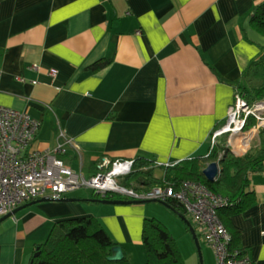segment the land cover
I'll return each instance as SVG.
<instances>
[{"label": "crops", "instance_id": "0c3cea01", "mask_svg": "<svg viewBox=\"0 0 264 264\" xmlns=\"http://www.w3.org/2000/svg\"><path fill=\"white\" fill-rule=\"evenodd\" d=\"M262 2L0 0V103L41 120L30 150H52L78 172L105 170L107 157L135 158L149 160L153 175L163 177L167 166L157 161L210 153L238 83L250 88L246 72L264 45L245 22L253 16L254 25ZM102 59L109 61L94 67ZM263 134L264 127L257 145ZM223 137L234 152L236 138ZM223 153L216 159L222 169ZM251 187L257 200L231 219L253 264H264V163ZM42 196L0 221V264H29L58 220L85 216L100 217L129 257L145 254L144 224L160 208L104 201L88 186L65 199L35 200Z\"/></svg>", "mask_w": 264, "mask_h": 264}, {"label": "built area", "instance_id": "2783aa9c", "mask_svg": "<svg viewBox=\"0 0 264 264\" xmlns=\"http://www.w3.org/2000/svg\"><path fill=\"white\" fill-rule=\"evenodd\" d=\"M252 115L257 122L248 126ZM40 126L41 120L30 111L0 103V216L25 200L42 195L59 198L81 186L92 187L99 196L117 193L131 199L174 201L183 205L198 233L214 247L218 264H253L244 249L232 248V233L219 213L221 207L231 205L230 199L204 181H165L149 187L124 184L119 177L134 170L135 158L107 157L105 170L87 176L52 150H30ZM263 127L264 98L251 102L242 90H237L227 120L213 131V144L221 142L224 135L233 136L239 139L237 145L230 143L234 152L244 153ZM157 162L166 166L176 163Z\"/></svg>", "mask_w": 264, "mask_h": 264}, {"label": "trees", "instance_id": "16d2710c", "mask_svg": "<svg viewBox=\"0 0 264 264\" xmlns=\"http://www.w3.org/2000/svg\"><path fill=\"white\" fill-rule=\"evenodd\" d=\"M253 21L254 26L264 33V2L256 6ZM108 61L102 59L94 67L99 68ZM253 62L254 65L245 76L250 88L243 87L241 83L236 87V91L242 90L251 102L264 98V77L261 80L257 78L259 71L264 75V53ZM256 122L257 119L252 115L248 126ZM262 137L264 141V134ZM222 153L223 169L216 179H212L206 175L204 168L210 161L219 159ZM147 163L149 160L136 159L135 165L143 166L141 169L134 167L121 182L134 185L132 182L136 180V185L143 187V182L153 185L165 181L181 184L185 179L204 181L214 191L230 199L231 205L221 207L219 213L232 233V248L244 249L241 230L234 225L231 216L247 209L257 200V193L251 187L252 173L264 163V143L252 145L243 154H236L227 147L223 137L221 142L212 146L209 154L193 156L168 165L163 177L154 176L152 169L145 165ZM111 195L109 193L101 197H113ZM117 195L123 197L121 194ZM117 195L114 194L116 197ZM171 203L185 212L182 204L174 201ZM143 237L148 259L140 264H188L178 240L159 218L146 219ZM118 243V239L98 216L61 219L54 224L47 239L37 245L36 252L39 253L34 254L29 264H134L127 254L122 258H111L113 247Z\"/></svg>", "mask_w": 264, "mask_h": 264}, {"label": "rangeland", "instance_id": "374dc122", "mask_svg": "<svg viewBox=\"0 0 264 264\" xmlns=\"http://www.w3.org/2000/svg\"><path fill=\"white\" fill-rule=\"evenodd\" d=\"M257 138L258 136L250 144L249 148L252 147V145H256ZM236 140L238 143L239 139ZM122 177L124 178L126 176H120L119 179H121ZM147 202L154 203V205H159L160 208L154 207V209H152L153 213L150 215L154 217L153 215L156 214L160 217L157 218L163 221L170 228V230L178 240L188 264H202L201 253L198 244L190 227H188L189 224L187 223V221L174 210H172L173 212H171L170 209L160 205V202L158 200H150ZM188 217L193 221V218L191 216L188 215ZM199 237L205 264H218L214 247L205 239V237L201 233L199 234ZM141 249V252L145 254L140 255L139 253H135L134 255L130 256V259L134 264L143 263L148 259V255L145 252L146 250L143 245H141Z\"/></svg>", "mask_w": 264, "mask_h": 264}, {"label": "water", "instance_id": "95a60500", "mask_svg": "<svg viewBox=\"0 0 264 264\" xmlns=\"http://www.w3.org/2000/svg\"><path fill=\"white\" fill-rule=\"evenodd\" d=\"M252 17L253 16H250L247 21L245 22V27L250 35V37H252L254 40L262 43L264 45V33L262 31H260L258 28H256L253 23H252ZM222 171V167L219 163L218 160H214L212 162H210L206 168H205V173L207 176H209L210 178L212 179H216L220 173ZM50 198H53L51 196H47V195H44L42 197H39L35 200H40V199H50ZM60 199H65L66 197H59ZM34 200V201H35ZM104 201H110V202H143V201H149V200H159V199H131V198H126V197H106V198H103ZM160 201H163L164 203H166L167 205H169L170 207H172L174 210H176L177 212H179V214L187 221V223L189 224L190 226V229L194 235V238L198 244V247H199V250H200V253H201V259H202V264H205V261H204V256H203V253H202V247H201V241H200V237H199V233L197 231V228L194 224V222L188 217V215L186 214V212L184 211H181L180 209H177L171 202L169 201H165V200H160ZM18 209V207H16L13 211L5 214V215H2L0 217V221L2 219H4L5 217L13 214L16 210ZM39 251L36 252V254H38ZM126 255V252H125V249L123 247V245L121 243H118L116 245H114L113 247V253L111 255V258H114V259H117V258H122Z\"/></svg>", "mask_w": 264, "mask_h": 264}]
</instances>
